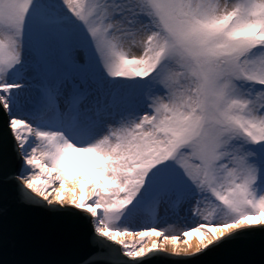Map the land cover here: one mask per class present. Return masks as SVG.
<instances>
[{"label": "snow or ice", "instance_id": "1", "mask_svg": "<svg viewBox=\"0 0 264 264\" xmlns=\"http://www.w3.org/2000/svg\"><path fill=\"white\" fill-rule=\"evenodd\" d=\"M9 200L77 264H264V0H0Z\"/></svg>", "mask_w": 264, "mask_h": 264}, {"label": "water", "instance_id": "2", "mask_svg": "<svg viewBox=\"0 0 264 264\" xmlns=\"http://www.w3.org/2000/svg\"><path fill=\"white\" fill-rule=\"evenodd\" d=\"M88 251L83 237L70 247L59 235L55 222L39 211L9 200L0 215V264H77ZM160 259L162 264H260L261 245L257 238L251 244L222 248L194 260Z\"/></svg>", "mask_w": 264, "mask_h": 264}, {"label": "bare ground", "instance_id": "3", "mask_svg": "<svg viewBox=\"0 0 264 264\" xmlns=\"http://www.w3.org/2000/svg\"><path fill=\"white\" fill-rule=\"evenodd\" d=\"M181 246H183V245H181ZM166 247H167L168 251H171V246L170 245L169 246H166Z\"/></svg>", "mask_w": 264, "mask_h": 264}, {"label": "rangeland", "instance_id": "4", "mask_svg": "<svg viewBox=\"0 0 264 264\" xmlns=\"http://www.w3.org/2000/svg\"><path fill=\"white\" fill-rule=\"evenodd\" d=\"M81 160H83L84 158H80Z\"/></svg>", "mask_w": 264, "mask_h": 264}]
</instances>
